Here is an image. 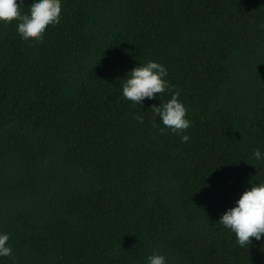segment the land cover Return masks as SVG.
<instances>
[{"label":"trees","instance_id":"trees-1","mask_svg":"<svg viewBox=\"0 0 264 264\" xmlns=\"http://www.w3.org/2000/svg\"><path fill=\"white\" fill-rule=\"evenodd\" d=\"M61 17L40 42L0 24V264H264V241L218 223L264 181V0H63ZM147 60L189 141L154 126L159 93L121 95Z\"/></svg>","mask_w":264,"mask_h":264},{"label":"clouds","instance_id":"clouds-1","mask_svg":"<svg viewBox=\"0 0 264 264\" xmlns=\"http://www.w3.org/2000/svg\"><path fill=\"white\" fill-rule=\"evenodd\" d=\"M62 4L63 0H31L27 11H24L21 0H0V24L12 23L15 18L16 31L22 38L40 42L48 26L60 23ZM167 76V68L155 60L138 63L122 79L121 95L132 104L142 105L145 98H157L159 93L161 103L150 107L154 126L163 125L160 131L169 129L180 137L181 142H187L190 139L187 129L192 121L187 118V108L179 99L180 91L166 79ZM163 94L169 98L161 99ZM134 118L143 122L144 115L136 113ZM251 155L255 161L264 163V151L260 147L254 149ZM249 184L251 186L239 195L234 206L218 217V223L235 235L240 248H247L254 240L264 241V181L254 182L251 179ZM9 239L8 233L0 231V257L12 255ZM146 264H168V261L164 254L152 252L146 257Z\"/></svg>","mask_w":264,"mask_h":264}]
</instances>
